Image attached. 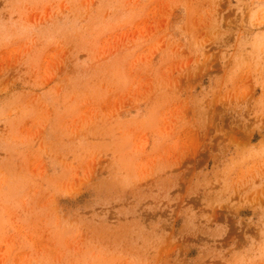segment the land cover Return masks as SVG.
I'll return each instance as SVG.
<instances>
[{"label": "rangeland", "instance_id": "rangeland-1", "mask_svg": "<svg viewBox=\"0 0 264 264\" xmlns=\"http://www.w3.org/2000/svg\"><path fill=\"white\" fill-rule=\"evenodd\" d=\"M0 264H264V0H0Z\"/></svg>", "mask_w": 264, "mask_h": 264}]
</instances>
